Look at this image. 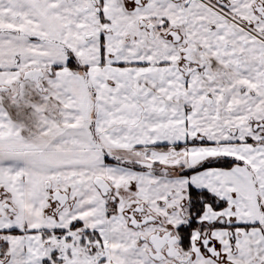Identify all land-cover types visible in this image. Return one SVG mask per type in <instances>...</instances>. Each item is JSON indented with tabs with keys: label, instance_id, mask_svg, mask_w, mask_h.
<instances>
[{
	"label": "snow or ice",
	"instance_id": "obj_1",
	"mask_svg": "<svg viewBox=\"0 0 264 264\" xmlns=\"http://www.w3.org/2000/svg\"><path fill=\"white\" fill-rule=\"evenodd\" d=\"M0 264H264V0H0Z\"/></svg>",
	"mask_w": 264,
	"mask_h": 264
}]
</instances>
